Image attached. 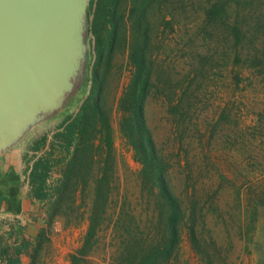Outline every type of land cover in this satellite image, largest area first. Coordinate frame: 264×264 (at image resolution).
<instances>
[{"label": "rangeland", "instance_id": "rangeland-1", "mask_svg": "<svg viewBox=\"0 0 264 264\" xmlns=\"http://www.w3.org/2000/svg\"><path fill=\"white\" fill-rule=\"evenodd\" d=\"M110 2L93 0L87 8L84 77L65 107L31 132L32 145L45 137L34 155L48 151L60 123L77 112L88 93L95 42L106 43L113 9L118 33L99 67L101 103L113 131L112 197L138 202L141 165L120 131L117 103L131 76V47L141 37L136 24L143 20L154 77L145 115L160 154L170 163L169 183L177 195L187 190V197L206 201L207 233L219 247L215 264H264V0H153L144 15L142 0ZM177 102L183 114L169 111ZM55 177L52 169L47 182ZM89 181L86 207L67 208L66 203L62 215L42 228L28 264H70L87 227L79 217L81 211L87 216L93 197ZM111 238L110 229L99 231L78 264H110L116 255ZM165 264L205 263L184 232Z\"/></svg>", "mask_w": 264, "mask_h": 264}, {"label": "trees", "instance_id": "trees-1", "mask_svg": "<svg viewBox=\"0 0 264 264\" xmlns=\"http://www.w3.org/2000/svg\"><path fill=\"white\" fill-rule=\"evenodd\" d=\"M151 1L140 3L142 15ZM114 2L111 0L110 4ZM92 4L93 0H89L88 8ZM114 13L111 9V29L106 43L99 38L95 42L96 58L91 67L88 93L77 112L60 123L61 129L53 136L48 151L32 162L29 173L32 196L46 205V223L51 225L62 215L66 203L67 208L86 207L85 192L92 179L93 197L87 216L81 211L79 217L87 222L86 231L77 253L70 257V264H78L79 258L94 246L99 231L108 229L112 235L111 247L116 249L110 264H165L175 256L184 232L200 259L205 264H215L219 247L207 233L206 201H202L203 197H187V190L182 196L173 191L167 174L170 163L160 154L147 123L145 102L154 77L153 60L146 51L148 25L143 20L136 24L141 37L131 47V76L117 103L121 113L120 131L133 152V159L141 165L140 198L131 205L126 199L112 197L113 131L110 115L101 103L103 86L99 67L118 33ZM182 106L177 102L169 111L183 114ZM44 141L45 137H41L31 149H39ZM185 160L187 167L188 160ZM52 169L57 177L48 183ZM246 212L250 213L248 209ZM42 231L36 239L38 245Z\"/></svg>", "mask_w": 264, "mask_h": 264}, {"label": "water", "instance_id": "water-1", "mask_svg": "<svg viewBox=\"0 0 264 264\" xmlns=\"http://www.w3.org/2000/svg\"><path fill=\"white\" fill-rule=\"evenodd\" d=\"M89 0H0V154L59 113L86 71Z\"/></svg>", "mask_w": 264, "mask_h": 264}, {"label": "crops", "instance_id": "crops-1", "mask_svg": "<svg viewBox=\"0 0 264 264\" xmlns=\"http://www.w3.org/2000/svg\"><path fill=\"white\" fill-rule=\"evenodd\" d=\"M32 134L0 154V264H28L46 225V205L32 196L30 186L38 156L31 150Z\"/></svg>", "mask_w": 264, "mask_h": 264}]
</instances>
